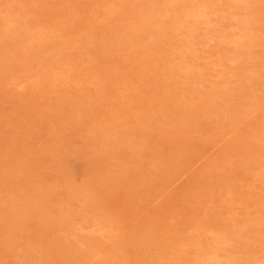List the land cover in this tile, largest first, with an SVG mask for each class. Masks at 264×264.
Here are the masks:
<instances>
[{"label":"rangeland","instance_id":"obj_1","mask_svg":"<svg viewBox=\"0 0 264 264\" xmlns=\"http://www.w3.org/2000/svg\"><path fill=\"white\" fill-rule=\"evenodd\" d=\"M0 264H264V0H0Z\"/></svg>","mask_w":264,"mask_h":264}]
</instances>
